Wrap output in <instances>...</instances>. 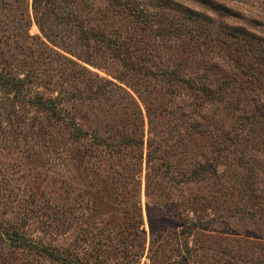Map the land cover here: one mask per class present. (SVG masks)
I'll use <instances>...</instances> for the list:
<instances>
[{
    "label": "rangeland",
    "instance_id": "rangeland-1",
    "mask_svg": "<svg viewBox=\"0 0 264 264\" xmlns=\"http://www.w3.org/2000/svg\"><path fill=\"white\" fill-rule=\"evenodd\" d=\"M136 1L155 8L154 0ZM172 1L179 7L164 10L167 16L180 17L179 11L187 7L207 14L212 18L209 23L213 22L202 26L174 20L172 27L243 30L264 38V0ZM27 2L28 34L33 38L24 44L38 46L37 50L43 51L49 47L55 52L53 57L58 56L55 62L63 63L62 57H70L67 52L73 47L66 37L55 36L49 28L40 31L32 17L31 0ZM212 5L216 8L214 12L209 9ZM91 7L100 11L106 27L116 28L117 42L122 41L133 55L137 52L143 57L140 62L145 66V73L136 75L119 61L98 67L86 64L121 88L117 90V100L110 108L108 104H97L94 100L87 102L86 98L81 105L72 99L67 102L73 106L76 120L83 128L88 126L89 132L96 129V133L103 136L107 131L103 124L109 120L105 116L106 119L100 121L95 118L92 122L89 119L81 121L78 116L81 113L86 116L87 105L96 113L101 110L104 114L108 110L109 116H116L117 135L128 133L130 127L135 128L131 132L133 136L138 137V131H141L140 146L125 148L123 153L102 148L101 151L83 153L71 162L66 159L69 153L65 152L63 162L56 164L52 154L42 152L39 141L0 140L2 225L15 227L35 243L66 249L75 264H264V129L259 122L246 121L252 107L250 100L264 106V84L252 89L243 74L249 68L233 65L215 54L210 57L209 54L190 56L181 53L178 41L173 43L170 39L155 37L147 30H139L141 25L131 15L121 16L118 6L117 19L108 22L113 11L106 0H91ZM149 11L152 13L151 8ZM2 12L13 16L11 9ZM13 13L16 12L13 10ZM108 15L110 17L104 18ZM88 16L92 17V14ZM95 23L99 21H91V25ZM162 26L155 28L160 30ZM46 53L52 55L50 51ZM25 59L31 58L24 52L23 45L0 37L2 72L11 63L16 68L5 74L16 75L19 64ZM23 66L29 69L27 63ZM206 67H211L206 72L213 76L214 87L222 79L230 81L231 97L224 94L223 101L216 103V107H204L201 113L204 116L195 121L199 120L200 131L190 137L180 122L188 111L185 105L190 100L187 89L172 87L169 100L170 94L162 93L165 97H160L156 93L149 104L144 99V90L150 86L139 84V81L147 80V69L155 72L170 68L180 73L198 68L201 75V70ZM115 75L119 77L117 80ZM259 78L263 79L264 75L260 73ZM46 79L44 82L47 83L42 82L38 89L44 95H56L59 77ZM44 84L47 85L43 87ZM65 89L74 91L68 86ZM122 90L132 97L131 103ZM59 92L62 93L60 89ZM144 104L154 109L151 113L155 120L154 131H149ZM19 109L23 118L32 123L43 120L41 114L28 106ZM31 115H38V118L32 120ZM192 116L191 113L190 118ZM50 128V146L65 141L60 130L55 132ZM223 130H228L230 138L233 135L237 141L230 143L222 139ZM148 136L159 144L160 149L156 161L161 164L154 171L149 170L145 161ZM226 145L217 153L218 148ZM138 151L141 152L139 156ZM203 158L211 164L218 160L214 173L201 171L196 176L183 177V169ZM63 188H67L68 193L61 204ZM61 221L67 225H60ZM0 264L64 263L0 238Z\"/></svg>",
    "mask_w": 264,
    "mask_h": 264
},
{
    "label": "trees",
    "instance_id": "trees-1",
    "mask_svg": "<svg viewBox=\"0 0 264 264\" xmlns=\"http://www.w3.org/2000/svg\"><path fill=\"white\" fill-rule=\"evenodd\" d=\"M106 1L111 5V11H113L110 12V14H113L108 22L111 23L117 19L118 6V12L121 16L131 15L133 20L138 25H141L139 26V30H147L155 37L161 39L167 38L173 43L174 41H178L179 45L177 46L180 47L181 53L190 54V56L209 54L210 57L212 54H215L233 65H243L245 68H249L243 74L246 75V82L251 83L252 89L256 85L259 87L260 84H264V78H259L260 73L264 75V72H262L264 70V38L243 30L212 31L210 28L182 29L180 27H172L174 20L185 23V25L190 23L201 24L202 26L213 24V22L209 23L212 18L207 14L187 7L179 11L180 17L167 16L166 12L169 9L172 10L179 7L172 0H154L155 4L153 6L157 9L146 6L136 0ZM197 1L203 3L202 0ZM27 8V0H0V37L3 40H9L13 44L20 43L21 46L23 45L24 52L31 58L23 60L19 64L20 67L17 66L19 67V72L16 75L5 74L7 70L10 71L11 68H16L11 63L6 66L5 72L0 70V140L10 142L13 140L18 141L17 139H19L23 143L39 141L38 143L42 147V152L48 155L52 154L56 160V164H59L60 161L63 162L65 152L69 153L66 159L71 162L75 157H81L83 153H93L95 150L101 151L102 148L111 149L116 153H123L124 149L128 147L137 149L142 139L141 131H138V137L133 136L131 132L135 131V128L130 127L128 133L124 132L117 135L116 116H109L110 112L108 110H105L104 114H102L101 110H98V113H96L92 111L91 106L87 105L88 113L86 116L83 113L78 116L81 121L89 119L92 122L94 118L100 121L106 119L105 116L109 120V122L106 121L103 124V126L107 127V131H105L103 136L96 133V129L89 132L88 126L87 128H83L76 120L75 110L67 101L68 99H72L81 105L86 98L87 102L94 100L97 104H108L110 108L114 104L113 101L117 100V90H121V88L111 80L99 76L98 73L92 71L87 65L98 67L108 62L115 64L119 61L128 71L140 75L145 73V66L140 62L143 57L137 52L133 55V51H129L127 46L122 45V41L117 42L116 28L112 26L106 27V24L102 23V19L100 18L101 13L97 9H92L91 0H31L32 17L39 30L49 28L55 36L60 34L61 36L63 35V38L66 37L69 44H71L70 47H73L72 50H68L67 52L70 54V57H62L63 63L57 64L56 60L58 56L53 57L55 52L51 48L47 47L43 51V49L37 50L38 46L28 47L24 44L29 38H33V35L29 36L28 34L29 21ZM150 8L152 13L149 11ZM6 9H11L13 16H8L2 12ZM209 9L213 12L216 11L213 5ZM13 10L16 13H13ZM86 11L89 12L85 15L84 12ZM90 13L92 17L88 16ZM107 17H110V15L104 18ZM95 19L99 23L91 25V21ZM152 22L155 24L150 25ZM160 24L163 26L167 25V27L162 26V29L157 30L155 26H160ZM146 26L147 28H145ZM153 26L154 28L151 29ZM49 51L52 55L46 53ZM130 57H134V59L130 60ZM26 63L29 69L24 68L23 65H26ZM197 69L195 68L193 72L185 70L180 73L170 68L157 69L155 72L147 69V80L139 81V84L144 83L147 87L150 86L144 90V99L145 101L147 99L149 104H152V98H155L154 94L156 93L160 97L164 96L162 93L170 94L167 97L169 100L171 93H173L172 87L177 88L178 86L187 89L190 100L185 105L188 111L184 113L186 116L180 122L184 130L187 129L186 134L190 137L200 131L199 126L201 124H199V120L204 116V114H201L204 107L207 109L216 107V103L223 101L224 94L231 97V91H228L229 80L225 81L222 79L219 85L214 87L213 82L215 84L216 82L213 80V76L210 75V77L207 74L211 67L203 68L201 75ZM198 75L200 76L197 77ZM50 76L59 77L60 81H57V83L62 93L59 92V89L56 95L48 96L40 92L38 87L42 85V82L48 80L46 77L50 78ZM117 78L119 77L115 75L114 79L117 80ZM206 79L207 81L204 82ZM70 80L73 82L68 83ZM135 83H138V81L136 80ZM45 85L47 84H44L43 87ZM66 86L74 89V91L65 89ZM122 93L128 97V101L131 103L132 97L124 90H122ZM249 102L252 104V107L250 108V113H248L249 115L246 117L247 123L256 124L259 122L264 129V106L260 103L257 104L253 99ZM149 104H144V111L147 115L149 131H154L155 120L151 114L154 109ZM24 106H28L34 112L41 114L43 120H37L35 123H32L33 121H28L27 118L24 119L23 112L19 111V108ZM191 113L193 114L192 118H190ZM99 114H101V117H99ZM168 114H171V111H168ZM197 117L199 120L195 122ZM37 118L38 115H31L30 117L32 120H36ZM49 128L55 130V132H59L60 130V134L64 136L65 141H59L58 145L50 146L48 142L52 134ZM228 134V130H223L220 135L222 139L229 140L228 142L230 143L237 141L233 135L230 138ZM106 138H111V141H106ZM54 140L58 141L57 139ZM65 142H67V145H65ZM146 147V164L149 165V170H157L159 164H161V162L157 163L156 161L160 157L157 154L160 150L159 144L154 142L151 136H148ZM226 147L227 145L218 148L217 153ZM140 151H138V156L139 153L141 155ZM243 151L242 149V153H244ZM217 162L218 160L215 159L214 163L211 164L206 158H203L202 161H195L183 169L181 174L183 177H191L198 175L201 171H211L214 173ZM60 179L64 180L63 178ZM146 186H148V183ZM60 193L62 194V198H60V203L62 204L66 201L67 188H63ZM60 225L65 227L67 222L61 221ZM0 238L9 244L16 243V246L20 248L25 250L31 249L34 252L45 255L51 260H57L64 264H75L70 259V252L66 249L50 248L46 245L38 244V242L35 243L34 240L19 232L15 227L11 228L8 224L2 225L1 222Z\"/></svg>",
    "mask_w": 264,
    "mask_h": 264
}]
</instances>
